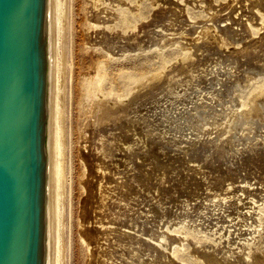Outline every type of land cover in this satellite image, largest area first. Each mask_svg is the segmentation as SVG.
<instances>
[{
	"label": "rangeland",
	"instance_id": "obj_1",
	"mask_svg": "<svg viewBox=\"0 0 264 264\" xmlns=\"http://www.w3.org/2000/svg\"><path fill=\"white\" fill-rule=\"evenodd\" d=\"M116 3L59 0L57 148L60 149L56 161L55 264H101L106 257L103 254L110 256L109 264H223L220 260L224 254L213 249L217 238L207 228L197 224L194 230L176 220L171 222L175 239L162 254L154 253L149 245L148 250L145 246L138 253L136 238L150 244L157 241L139 231L137 224L138 227L129 222L124 224L120 207L129 200L131 209L146 212L161 197L164 205L175 209L182 199H188L190 204L207 202L210 194L216 192L214 200L224 201L235 193L240 197L239 210L248 214L255 209L258 220L264 224V195L259 199L264 191V147L260 148L264 146V138H259L258 144L254 139L246 149L237 145L239 157L236 155L238 160L234 159V164L228 165L218 158L216 163L220 166L216 163L210 166L208 160L204 161L202 150L203 155L195 151L188 157L190 149H185L183 156L178 146L167 151L159 144L148 143L133 152L125 142V134H133L132 129L117 126V121L110 117L116 99L145 91L157 81L155 76L159 72L176 71L180 76L214 54H222L229 60L237 58L239 64L236 67L234 61L232 69L242 73L235 71L241 74L239 88L243 90L239 97L244 101L238 112L253 116L254 95L264 87V0ZM103 30L122 38L121 49L103 46L99 39ZM157 31L165 35L161 43L153 34ZM227 67L224 64L221 68ZM203 95L200 98L206 102L212 97L209 93ZM107 118L111 120L110 128L104 131L103 121ZM231 121L226 126L229 131ZM259 122L264 123L261 115ZM243 128L244 135L253 133L251 125ZM108 142L115 144L116 149L107 150ZM252 143L257 148L251 150ZM240 151L244 152V158ZM248 251L253 252L251 248ZM131 259H139L141 263ZM249 264H264V260L253 257Z\"/></svg>",
	"mask_w": 264,
	"mask_h": 264
},
{
	"label": "bare ground",
	"instance_id": "obj_2",
	"mask_svg": "<svg viewBox=\"0 0 264 264\" xmlns=\"http://www.w3.org/2000/svg\"><path fill=\"white\" fill-rule=\"evenodd\" d=\"M114 1L117 2L116 4H118L121 0ZM99 20L100 16L97 18V21ZM153 34L157 37V40L160 43L164 38L163 36H165L161 31L154 32ZM101 35L99 39H102L101 43H103L104 47L109 46L114 50L121 49V37L114 33H108L105 30L101 32ZM221 55L214 54L213 56L208 57L204 60V62L200 63L196 69L188 71L180 76L175 73L176 71L174 73H170L168 71L159 72V74L155 76L157 81H154L145 89V91H137L130 95L127 94L120 97L119 99H116V103L113 105V111L111 114L112 116L110 118L111 120L117 121V126L122 128V125H124L128 129H132L133 134L127 135L124 133L126 135L125 142L128 143L127 146L130 147L132 151L133 149L144 148L145 144L152 143L155 139L161 141L165 145L180 146L182 149H190V151H192L191 148L203 142L207 144V146L212 144V148L210 149L216 152L217 157L215 160H217V162L218 158H221V162L224 160L225 163L231 165L235 163L233 160L237 159L235 157L239 154V147L237 148V145L243 146L246 144L245 142L250 139H256L258 144V139L264 138V123L259 122L260 115L262 116V119L264 118V87L260 91H257L254 95L255 99L253 106V116L249 115L248 112H238V108L241 105H238V101H235L232 91L240 87L242 73L237 71V68H235V71L240 72L241 74L235 73V71L232 69V67L234 68V61L237 58H234V60H229L227 59L228 57L225 58ZM224 64H228L229 68L227 67L225 70L223 69L224 67L221 68ZM238 64L236 62L235 66ZM222 69L224 72H221L223 71ZM253 70L254 69L251 71ZM203 93L211 94V99L207 102L206 100L201 99L200 97L203 95ZM224 105H227V107L224 108ZM215 117L218 119L214 120L213 118ZM229 118L232 119L230 131L226 128L227 122L230 120ZM109 119L107 118L103 121L104 124L106 123V125L103 127L104 131H107V129L110 128L108 123L111 120ZM247 124L251 125L252 129L254 130L252 134L244 135L241 131ZM253 143V147L250 148L251 150L252 148H257V146L253 145ZM58 144L59 139L57 136V146H59ZM107 146V150L110 149V151H113L116 149L115 144H110ZM263 147L264 146H260V148ZM246 148L247 147H245V149ZM163 149L164 148H162V150ZM210 149L207 148L206 150H202V152L204 151L203 154L205 157L211 155ZM243 151L242 154H244V152L246 153L247 150L244 152ZM202 152H198V154L203 155ZM198 154L196 153L195 155ZM242 154L240 151L241 158H244L245 156L242 157ZM181 155L184 156V154ZM194 158L196 159L198 157L195 156ZM216 165H218V163H216ZM59 166L58 168H60ZM229 168L231 167H228V169ZM211 169L214 171L215 167ZM221 181L222 179L220 182ZM216 184L218 185V183ZM219 185L221 186L222 182ZM100 188H103L101 187V184ZM107 192H104V194ZM90 193L91 191L89 189V196L91 195ZM135 193L133 195H135ZM214 194H216V192ZM214 194H210L207 202L201 200L190 204L188 199H182L177 202L175 209L168 205H164L163 199L159 197L154 201L153 204H151L150 209L146 212H139L137 210L131 209L128 202L129 200L127 199L128 201L125 202V205L123 204L124 206L122 205V207H120L121 211L119 215L125 218H121V221L124 224L129 222L133 226L138 225L140 229L139 231H144L147 235H149V238L151 237L157 241L156 244H150L149 241L136 238V242L138 244V247L134 245L136 246V251L138 250L141 252V250H143L142 248L145 249V246L149 245V247H152L151 249L154 250V253L158 252L162 254V251L166 247L170 246L172 241L175 239V231L171 228V222L172 220H176L178 223L180 222L187 227L190 226L194 230L197 229V224L200 225V227L207 228V230L217 238V243L216 245H213V249L217 252L220 250L222 252L221 254H224L223 257H221V260L218 259L223 264H249L250 259L253 257L258 259V261H263L264 224L258 220L256 216L258 213L255 212V209L254 211H250L248 214L241 212L239 210L240 206L238 204L240 197L235 193L231 199L224 201L222 199L214 200ZM261 195H264V191L262 194H260L259 199L262 198ZM131 199L133 201L137 200L133 197ZM84 215L87 216L86 213ZM249 248H251L253 252H249ZM146 249H149L148 246ZM121 250H123V248ZM133 250L134 249H130V252ZM217 252L216 254H218ZM103 253H105L104 250ZM154 253H152V256ZM128 254L130 255L131 253ZM103 256H106L104 261L99 258L100 262L102 261L101 264H109L110 256L106 254H103ZM135 260L137 261L139 259ZM137 262L141 263L140 261Z\"/></svg>",
	"mask_w": 264,
	"mask_h": 264
},
{
	"label": "water",
	"instance_id": "obj_3",
	"mask_svg": "<svg viewBox=\"0 0 264 264\" xmlns=\"http://www.w3.org/2000/svg\"><path fill=\"white\" fill-rule=\"evenodd\" d=\"M59 12V0H0V264L56 260ZM198 145L187 155L212 148Z\"/></svg>",
	"mask_w": 264,
	"mask_h": 264
}]
</instances>
